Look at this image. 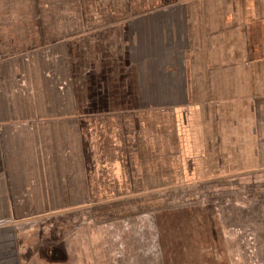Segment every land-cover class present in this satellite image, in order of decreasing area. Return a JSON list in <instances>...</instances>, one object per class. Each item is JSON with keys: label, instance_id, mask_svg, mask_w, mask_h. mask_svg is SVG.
Listing matches in <instances>:
<instances>
[{"label": "rangeland", "instance_id": "obj_1", "mask_svg": "<svg viewBox=\"0 0 264 264\" xmlns=\"http://www.w3.org/2000/svg\"><path fill=\"white\" fill-rule=\"evenodd\" d=\"M104 1L75 3L92 17L95 7ZM118 1L125 6L128 17L135 8L137 14L138 5L151 8L175 0ZM24 2L0 0L4 31L11 33L16 46H24L1 55L8 54L13 60L7 61L8 66L3 65L5 69L0 65V89L4 98L18 101L19 108L23 103L24 118L27 115L30 120L40 121L46 135L31 139L26 151H16L12 159L17 167L36 153L37 164L45 165L46 179V189L38 190V195L43 197L45 192L47 197H55L56 207H64L62 203L67 198L73 203L76 201L72 199H88L95 205L117 201L114 204L120 209L119 218H126L106 224L95 212L91 233L94 262L111 264L113 256H119L123 264H264V174L256 172L203 190L184 187L173 111L150 107L148 101L128 107L134 97L129 82L126 83L130 77L123 71L126 64L122 49L129 34L112 39L91 30L87 41L78 36L72 41L69 27L61 31L71 20L70 14L62 13L68 2L58 0L61 13L52 24L60 26V35L51 37L57 44L40 45L38 32L43 33V23L37 13L32 15L22 8ZM36 7L40 11L47 8L39 2ZM130 8L133 10L128 11ZM69 9L68 3L66 11ZM150 15L145 13L136 29L131 23L127 25L136 38L156 37ZM165 15L171 16L161 14V18ZM179 16L174 17V27L169 24V29H161V34L177 33L181 37ZM126 49L129 50L127 46ZM73 89L80 101L89 103V107L82 106L84 117L96 114L89 125L86 123L88 128H94L88 141L87 130L76 139L68 121L74 109ZM164 96L160 95L154 104ZM57 112L62 115L59 120ZM86 126L81 124L82 128ZM20 127L17 122L14 130ZM33 127L29 124V131ZM36 177L30 174V184L36 183ZM31 192L35 193L34 188ZM120 202L126 203L117 204ZM67 218L63 216L62 222ZM62 229V239L69 244L70 225ZM105 240L110 245V257L103 246ZM117 246L124 247V251L114 254Z\"/></svg>", "mask_w": 264, "mask_h": 264}, {"label": "crops", "instance_id": "obj_2", "mask_svg": "<svg viewBox=\"0 0 264 264\" xmlns=\"http://www.w3.org/2000/svg\"><path fill=\"white\" fill-rule=\"evenodd\" d=\"M38 2L47 8L40 11L36 7ZM67 2L69 12L67 3L62 13L70 14L71 20L61 31L69 27L72 41L77 36L87 41L91 30L112 39L129 34L122 49L126 64L123 71L130 77L126 83L129 82L134 97L128 107L148 101L150 107L173 111L184 187L203 190L256 172L264 174V0H175L165 5L154 4L151 8L146 4L138 5L137 14L136 8L128 9L133 10L130 16L139 20L127 17L125 6L118 0H105L102 6L95 7L92 17L88 15L91 13L81 11L75 0ZM22 8L41 18L43 33L38 32L39 44H57L51 37L60 35V26L56 22L52 24L61 13L58 0H25ZM145 13H151V29H155L157 35L143 40L136 38L127 25L131 23L134 29L138 28ZM161 14L171 16L165 15L162 19ZM177 16L181 37L177 33L161 34V29H169V24L174 27ZM1 23L0 38L6 39L0 41L3 67L13 58L1 55L24 46H16L11 33L5 32L6 26ZM33 27L32 24L29 31ZM1 93L2 89L0 264H96L91 235L95 212L100 214L101 223L106 224L126 217L119 218L120 209L114 204L117 201L95 205L92 200L72 199L76 201L73 203L67 198L62 203L64 207L61 204L56 207L55 197H47L45 192L43 197L39 196L38 190L46 189L45 165L37 164L36 153L17 167L12 158L16 151H26L31 139H43L45 128L37 119L30 120L27 115L24 118L23 103L19 108L18 101H9ZM162 94L165 96L159 99L160 103L154 104ZM72 95L74 109L68 121L75 138L86 129L88 141L94 128H88L86 123L89 125L96 114L84 117L82 106L89 107V103L80 101L74 89ZM57 113L59 120L62 115ZM17 122L21 127L14 130ZM29 124L34 126L33 131H29ZM81 124L87 128H82ZM30 174L37 175L36 183L30 184ZM33 188L35 193L31 192ZM121 203L126 202L117 204ZM63 216L69 218L62 222ZM146 216L149 218V214ZM67 225L71 228L69 244L62 239V226ZM105 242L103 246L110 257V245L108 240ZM121 251L124 247L117 246L113 252ZM101 255L104 258V254ZM111 264L123 263L119 256H113Z\"/></svg>", "mask_w": 264, "mask_h": 264}]
</instances>
